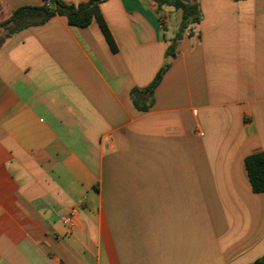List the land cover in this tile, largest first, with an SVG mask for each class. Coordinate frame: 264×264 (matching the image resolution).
I'll use <instances>...</instances> for the list:
<instances>
[{
  "label": "crops",
  "instance_id": "1",
  "mask_svg": "<svg viewBox=\"0 0 264 264\" xmlns=\"http://www.w3.org/2000/svg\"><path fill=\"white\" fill-rule=\"evenodd\" d=\"M196 1L146 111L130 93L165 62L173 7L101 2L115 50L95 20L57 14L0 46V264L264 255V193L244 168L264 153V0ZM42 3L0 0V22Z\"/></svg>",
  "mask_w": 264,
  "mask_h": 264
},
{
  "label": "trees",
  "instance_id": "2",
  "mask_svg": "<svg viewBox=\"0 0 264 264\" xmlns=\"http://www.w3.org/2000/svg\"><path fill=\"white\" fill-rule=\"evenodd\" d=\"M105 0H88L77 5L66 3L63 0H43L41 5L20 6L12 11L11 15L0 22V46L13 34L30 26L45 23L54 15L64 16L69 25L75 27H87L93 20L99 25L107 43L115 50L114 42L99 11V4ZM159 8L173 7L181 12V20L178 27L169 40V46L165 54V62L153 78L143 88H134L130 96L133 105L140 111H146L152 104V95L159 84L163 74L169 68L174 56L177 43L184 35L194 34V28L200 20L199 5L196 0L184 3L182 0H154ZM54 6V11L50 6ZM244 168L253 193H264V153L257 152L244 158ZM249 264H264V255Z\"/></svg>",
  "mask_w": 264,
  "mask_h": 264
},
{
  "label": "water",
  "instance_id": "3",
  "mask_svg": "<svg viewBox=\"0 0 264 264\" xmlns=\"http://www.w3.org/2000/svg\"><path fill=\"white\" fill-rule=\"evenodd\" d=\"M50 10L54 11V6L53 5L50 6Z\"/></svg>",
  "mask_w": 264,
  "mask_h": 264
}]
</instances>
